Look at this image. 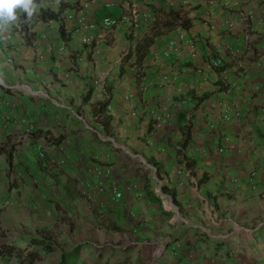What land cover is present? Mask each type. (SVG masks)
<instances>
[{
	"label": "crops",
	"instance_id": "1",
	"mask_svg": "<svg viewBox=\"0 0 264 264\" xmlns=\"http://www.w3.org/2000/svg\"><path fill=\"white\" fill-rule=\"evenodd\" d=\"M33 3L26 26L19 9L0 23L4 181L8 165H31L39 150L57 187L24 185L25 195L44 191L51 210H105L122 227L153 228L174 262L175 207L202 230L192 263L264 264V0ZM65 3L63 28L40 17Z\"/></svg>",
	"mask_w": 264,
	"mask_h": 264
},
{
	"label": "rangeland",
	"instance_id": "2",
	"mask_svg": "<svg viewBox=\"0 0 264 264\" xmlns=\"http://www.w3.org/2000/svg\"><path fill=\"white\" fill-rule=\"evenodd\" d=\"M39 153L38 150L35 161L31 165L26 166L19 163L20 161L13 167L8 165L5 168L7 182L0 175V245L16 242L24 246L25 237L32 236L46 237L53 241L56 249L50 254L43 255L34 264H58L63 250L82 241L90 243L81 251L83 257L89 262L97 260L99 264H116L122 261L126 264H195L192 261L196 259V252L201 248V245L197 246V243L201 240L202 230H192V227L187 225L185 221L192 214L185 213L184 210H177L178 208L174 207V243L181 240L177 246L180 245L178 248H183L180 257L174 262L163 258L164 244H152L151 236L159 234V231L156 232L151 227L148 233L135 231L129 221L130 228H128L129 225L122 227L109 222L108 217L104 215L105 210H66V206L59 203L56 204L55 209L51 210L50 206L45 205L48 195H45L44 191L55 190L57 184L47 182V171L35 164L36 160L38 163ZM2 171L1 168L0 174ZM24 185L28 191L36 189V192H39L38 188L44 191L42 194H36L35 199L32 195L26 197ZM19 186L20 189H18ZM22 193L23 196H21ZM28 198L35 204H30ZM32 206H34L33 209ZM219 218L220 216L216 220ZM263 220L264 212H260L258 221ZM131 221H133L132 218ZM112 224L121 226L123 229L112 231L107 228V225ZM135 228L137 229L136 225ZM246 232V229L240 228L235 231V234ZM247 233L250 234V231ZM227 254L230 257L229 253ZM9 264H17V261L13 259Z\"/></svg>",
	"mask_w": 264,
	"mask_h": 264
},
{
	"label": "trees",
	"instance_id": "3",
	"mask_svg": "<svg viewBox=\"0 0 264 264\" xmlns=\"http://www.w3.org/2000/svg\"><path fill=\"white\" fill-rule=\"evenodd\" d=\"M71 5V4H70ZM69 3L61 4L60 8L55 11L51 10V12L44 11L43 9L40 12L41 18H47L52 17L56 19L61 20V27L64 26L63 16L62 12L65 8L70 6ZM72 6V5H71ZM74 7V6H73ZM172 11H170L171 13ZM174 14V20L177 21L179 25H181L184 28H189L191 26L190 19L183 18L179 15V13H172ZM29 22L27 19V13H23L20 19V23L22 26H26V23ZM205 99V95L201 97L200 100ZM109 100H106L105 102H100V110L104 107H106L109 104ZM191 127L192 122L187 124L188 130L184 131V139L182 141V147L185 148L189 141L191 140ZM13 153H10V158H12ZM40 155L38 156V162L39 167H42V169L47 170V166H43L44 162L43 160L39 159ZM190 164L191 162H187ZM204 178H202V181ZM156 200V199H155ZM107 228L113 230V231H120L122 230L121 226L117 225H107ZM26 243L24 246L17 244L16 242H8L3 243L0 245V264H9V262L13 259L17 261V264H34L36 261L40 260L43 255L50 254L52 251L56 249V246L53 241L49 240L46 237H40V236H32V237H25ZM90 243L88 241H82L77 244L72 245L71 247L63 250L60 255V259L58 261V264H99L100 262L93 261L89 262L86 260L82 255V249L86 246H89ZM106 264H112V263H106ZM116 264H126L125 261L118 262Z\"/></svg>",
	"mask_w": 264,
	"mask_h": 264
},
{
	"label": "clouds",
	"instance_id": "4",
	"mask_svg": "<svg viewBox=\"0 0 264 264\" xmlns=\"http://www.w3.org/2000/svg\"><path fill=\"white\" fill-rule=\"evenodd\" d=\"M31 17L36 10L33 0H0V23H12L18 18L17 10Z\"/></svg>",
	"mask_w": 264,
	"mask_h": 264
},
{
	"label": "built area",
	"instance_id": "5",
	"mask_svg": "<svg viewBox=\"0 0 264 264\" xmlns=\"http://www.w3.org/2000/svg\"><path fill=\"white\" fill-rule=\"evenodd\" d=\"M32 17H28V19L30 20ZM116 20H113V19H111V18H106L105 19V23L107 24V25H109V26H112V25H114V24H116ZM93 39V36H89L88 37V39H87V41L89 42V41H91ZM170 46L172 47V48H174V49H179V47L177 46V42L176 41H171L170 42ZM219 60H216L214 63L217 65V64H219ZM41 156H44V153H42V154H40Z\"/></svg>",
	"mask_w": 264,
	"mask_h": 264
}]
</instances>
